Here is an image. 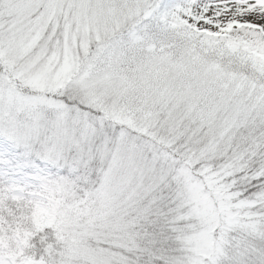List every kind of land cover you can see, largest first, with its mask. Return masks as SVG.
<instances>
[{"label":"snow or ice","instance_id":"snow-or-ice-1","mask_svg":"<svg viewBox=\"0 0 264 264\" xmlns=\"http://www.w3.org/2000/svg\"><path fill=\"white\" fill-rule=\"evenodd\" d=\"M0 264H264V0H0Z\"/></svg>","mask_w":264,"mask_h":264}]
</instances>
